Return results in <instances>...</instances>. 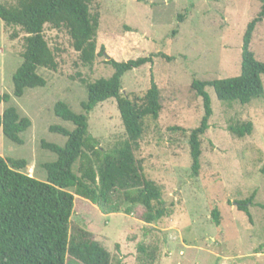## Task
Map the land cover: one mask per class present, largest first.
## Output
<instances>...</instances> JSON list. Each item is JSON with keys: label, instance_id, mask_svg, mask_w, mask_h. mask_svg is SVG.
I'll return each instance as SVG.
<instances>
[{"label": "rangeland", "instance_id": "obj_1", "mask_svg": "<svg viewBox=\"0 0 264 264\" xmlns=\"http://www.w3.org/2000/svg\"><path fill=\"white\" fill-rule=\"evenodd\" d=\"M264 0H93L91 13H99L97 49L117 62L165 53L171 61L154 57V79L160 92L161 111L147 130L135 154L144 174L162 191V201L171 215L155 224L139 220L141 207L132 214L123 210L103 215L89 202L75 198L72 225L90 232L121 264H137L138 244L156 247L154 264H264V97L247 105L219 102L211 87L212 116L200 137V169L191 175L189 132L203 115L202 100L191 89L193 80L212 81L240 73L242 36L246 25L261 10ZM0 0V4H12ZM182 19L177 21V16ZM175 34L171 36V32ZM16 33L13 38L12 34ZM43 36L58 63L57 72L39 69L44 88L27 89L22 97L12 95V75L21 64L25 35L0 20V94L9 96L4 109L13 107L30 121L20 135L21 145L11 143L0 128V157L24 160L22 173L44 182L42 164L56 160L41 142L62 147L66 138L49 131L73 126L56 118L53 107L62 102L80 114L86 82L109 78L113 71L105 58H96L91 68L83 67L65 30L43 29ZM250 49L264 63V18L252 36ZM147 67L126 73L124 94L141 95L147 88ZM264 87V76L262 77ZM252 123L249 136L238 139L227 127ZM88 132L100 147L110 148L125 134L115 101L98 104L88 115ZM251 198L249 219L237 203ZM220 212L221 226L213 224L211 211ZM66 264H78L66 259Z\"/></svg>", "mask_w": 264, "mask_h": 264}, {"label": "trees", "instance_id": "obj_2", "mask_svg": "<svg viewBox=\"0 0 264 264\" xmlns=\"http://www.w3.org/2000/svg\"><path fill=\"white\" fill-rule=\"evenodd\" d=\"M0 4V20L7 27L19 28L23 37L21 64L12 75V95L22 97L27 89L44 88L45 80L39 69L57 72L58 63L43 36L45 26L65 30L71 47L78 54L83 67L91 68L96 58H105L113 73L109 78L86 82L78 77L86 92L80 103L81 113H73L67 105L57 102L53 114L73 126L69 131L51 126V133L66 138L60 147L45 142L40 147L56 156L51 163L42 164L46 174L44 182L22 173L24 160L0 157V264H66L69 258L78 264H113L110 253L93 235L75 225L70 218L75 198L95 206L103 215L118 214L124 206L126 215L135 206L141 207L139 220L151 225L171 211L162 201V191L146 178L142 161L135 154L147 130V123L157 121L161 111L160 92L154 79V57L166 62L172 60L165 53L117 62L105 55L103 46L97 49L96 38L99 13H91L93 0H12ZM264 18V1L258 15L245 28L240 53V73L236 77L212 81L193 80L191 89L201 98L203 115L197 128L188 136L191 175L200 169V137L208 129L212 116L211 100L206 87H211L216 99L225 104L247 105L264 97L262 77L264 63L256 60L250 49L253 33ZM182 19L177 16V21ZM175 31L171 32V36ZM16 37V33L12 34ZM147 67V88L141 94H124L123 76L133 70ZM113 99L119 113L125 138L110 148H102L88 132V115L94 108ZM9 96L0 94V104ZM30 127V121L18 115L13 107L3 110L0 128L5 139L21 145L20 135ZM252 123H235L227 127L229 134L241 139L252 132ZM251 198L237 203V210L250 221L248 206ZM213 224L221 226L216 206L211 211ZM137 264H154L157 248L138 244ZM114 264H121L116 260Z\"/></svg>", "mask_w": 264, "mask_h": 264}]
</instances>
